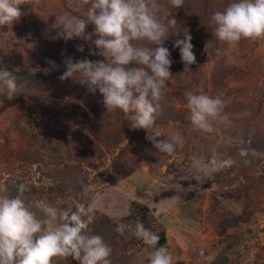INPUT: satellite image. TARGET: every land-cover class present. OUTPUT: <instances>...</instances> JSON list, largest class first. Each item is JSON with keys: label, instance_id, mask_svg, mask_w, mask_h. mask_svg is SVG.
Listing matches in <instances>:
<instances>
[{"label": "rangeland", "instance_id": "rangeland-1", "mask_svg": "<svg viewBox=\"0 0 264 264\" xmlns=\"http://www.w3.org/2000/svg\"><path fill=\"white\" fill-rule=\"evenodd\" d=\"M230 2L185 0L183 8L171 11L177 24L169 37L183 39L188 32L197 45L193 48L196 63L191 65V73L184 75L180 74L184 65L176 49L170 69L173 78L164 91L166 101L175 97L171 103L185 119L157 123L164 134L158 140H170L176 132L185 137V146L177 148L174 157L159 149L150 156L140 153L138 138L131 133L113 147L99 143L80 127H75L77 134L73 137L57 141L45 123L46 117L58 116L59 107L38 109L21 103L17 96L9 100L7 89L0 84V196L5 181L10 179L34 186L35 201L58 208L69 206L73 196L86 205L96 200L97 213L117 226H127L124 234H119L118 248L125 250L133 264H148L151 251L135 237V223L126 219L136 202L146 206L154 218L149 229L157 234L164 232L159 244L169 250L174 264H210L213 260L204 257L217 258L226 241L217 235L215 225L248 214L246 224L228 231L230 235L239 231L245 235L227 253V264H264V40H241L234 48L216 40L210 18ZM162 3L170 8L167 0ZM20 10L23 14L11 30L0 28V68L39 74L54 69L48 61L61 67L68 57L107 63L102 56L90 55L98 51L91 41L52 39L59 31L52 27L56 16L87 20L89 6L83 0H41L34 10L30 5H21ZM86 32H94V25L88 24ZM81 44L83 52L77 50ZM218 47L226 48L225 54L217 56ZM181 84L184 92L195 87L220 97L226 104L231 127L214 123L211 133L196 129L184 92L175 93ZM130 123L128 120L123 125ZM241 148L249 150L246 157H241ZM201 155L210 163L230 157L236 164L197 182L194 177L204 174L191 165ZM33 212L37 218H44L38 209ZM55 259L56 264H68L69 258Z\"/></svg>", "mask_w": 264, "mask_h": 264}, {"label": "clouds", "instance_id": "clouds-1", "mask_svg": "<svg viewBox=\"0 0 264 264\" xmlns=\"http://www.w3.org/2000/svg\"><path fill=\"white\" fill-rule=\"evenodd\" d=\"M83 3L89 6L87 20L78 16H56L52 27L59 31L52 39L91 41L98 51H91L90 55L102 56L107 63L87 58L73 61L68 57L63 62L66 71L60 79L77 78L87 84L90 91L98 89L108 112L121 110L129 117L132 129L145 130L146 139L154 147L174 157L176 149L185 146V137L176 132L170 140H158L164 134L157 124V114L164 91L173 78L171 53L164 47V42L173 35L170 30L177 24L171 11L183 8L185 0H167L170 8L162 0H83ZM40 4L41 0H0V28L12 29L23 14L21 5H30L34 10ZM210 20L214 37L228 48L236 47L241 40H264V0H232L222 11H215ZM88 24L94 25V32H86ZM183 35L184 38L176 39L173 45L179 49L184 65L181 75L191 73V65L196 63L192 36L188 32ZM77 50L83 52V44L78 45ZM226 50L218 47L215 52L220 56ZM48 63L52 68L59 67L54 61ZM50 70L46 69L45 74ZM0 84L7 89L9 100L18 94L20 87L16 77L6 68H0ZM183 95L196 129L211 133L214 123L231 127L226 104L220 97L210 96L195 87ZM248 152L247 148H241V157H246ZM235 164L230 157L210 163L201 155L192 161L191 167L204 174L194 177L199 182ZM25 190L21 184L20 195L0 196V264H56L55 258H71L78 264H112V249L102 236L92 234L90 227L97 219L96 200L86 205L73 196L65 208L37 200L33 206L44 217L39 219L21 198ZM126 228L121 223L116 231L123 235ZM134 235L151 250L148 264H174L169 250L158 246L160 236L139 220L135 222ZM201 256L204 257L203 252ZM204 259L211 261L214 257Z\"/></svg>", "mask_w": 264, "mask_h": 264}, {"label": "trees", "instance_id": "trees-1", "mask_svg": "<svg viewBox=\"0 0 264 264\" xmlns=\"http://www.w3.org/2000/svg\"><path fill=\"white\" fill-rule=\"evenodd\" d=\"M232 1V0H231ZM176 39L168 38L164 42V47H167L171 53V59L176 57V49L174 48V42ZM191 43L197 46L193 40ZM156 47V46H153ZM62 69L60 72L59 70ZM9 71V70H8ZM66 71L65 66L51 69L45 73L33 74L25 70L17 72L9 71L16 77V83L18 87V100L28 106H32L38 109H47L48 106L59 107L58 116L55 119L46 117L48 120L45 123L46 130L52 135L57 137V141H66L69 137H73L77 134L75 127H80L87 133L93 135L99 143L106 144L108 146H116L119 144L121 137L131 133L136 139L138 138L137 150L146 156L156 153L158 150L154 147L153 143L146 139V131L143 129H132L130 124H124L129 120V117L125 116L119 109L113 112H108L103 103V96L97 89L95 92L89 90L87 84L81 83L77 78H68L61 80L60 76ZM62 72V73H61ZM185 90L184 84L179 85L175 93L179 95ZM165 96V92H164ZM169 100V99H168ZM171 101H175V97L166 101L163 98L160 101L161 110L157 114V123H179L182 122L185 117L183 113L175 110L174 104ZM48 104L44 106L42 104ZM69 108V111L66 110ZM65 123L64 127H61ZM69 124V127L66 125ZM21 183L19 181L6 180L4 184V191L2 195L15 197L20 195L19 188ZM25 191L21 198L24 199L25 204L29 206L31 211H35L34 202L36 189L32 185H24ZM131 214L126 218L135 223L137 220L146 224V228L149 229V223L154 221V218L149 212V209L139 203L132 204L130 208ZM97 219L93 225H90L92 234L100 235L103 237L105 243L112 249L111 261L112 264H133L131 259L125 255L123 248H118L119 233L116 231L117 225L112 220L102 214L96 213ZM248 214H239L235 217V220H221L217 228V235L224 236L226 238L225 245L217 258H215L210 264H227V253L233 249V247L239 243L244 237V232L239 231L230 235L229 230L238 226L244 225L248 222ZM246 233H251L250 230H246ZM161 238L164 237V232L158 234ZM158 242V246H160ZM68 264H78L77 261L68 259Z\"/></svg>", "mask_w": 264, "mask_h": 264}, {"label": "water", "instance_id": "water-1", "mask_svg": "<svg viewBox=\"0 0 264 264\" xmlns=\"http://www.w3.org/2000/svg\"><path fill=\"white\" fill-rule=\"evenodd\" d=\"M162 240H164V238H161V241H162ZM159 243H161V242H159Z\"/></svg>", "mask_w": 264, "mask_h": 264}]
</instances>
